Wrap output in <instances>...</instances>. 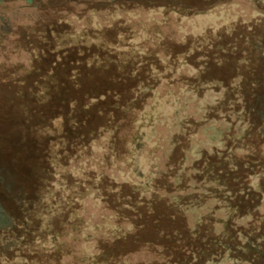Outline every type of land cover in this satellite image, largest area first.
Here are the masks:
<instances>
[{"label":"rangeland","instance_id":"374dc122","mask_svg":"<svg viewBox=\"0 0 264 264\" xmlns=\"http://www.w3.org/2000/svg\"><path fill=\"white\" fill-rule=\"evenodd\" d=\"M52 1L39 7V19L21 2L9 6L18 27L0 54L7 72L27 64L13 47H25L28 38L18 29L32 14V25L60 19L70 26L58 29L97 34L135 75L63 92L78 131L69 135L62 117L52 118L48 148L56 165L44 193L51 212L44 228L52 222L63 246L58 257L42 254L39 263L91 264L98 244L114 258L107 264H228L227 252L264 238V0ZM5 73L0 68V79ZM139 112L147 123L138 128ZM84 135L89 143L81 142ZM73 139L78 144L66 147ZM132 176L149 183L148 204L144 215L120 225L139 222L138 239L114 244L107 237L114 186L134 185ZM27 188L8 191L9 214L23 213L15 201H25ZM123 192L126 198L128 188Z\"/></svg>","mask_w":264,"mask_h":264},{"label":"trees","instance_id":"16d2710c","mask_svg":"<svg viewBox=\"0 0 264 264\" xmlns=\"http://www.w3.org/2000/svg\"><path fill=\"white\" fill-rule=\"evenodd\" d=\"M39 1L43 4H37V0H0V54L2 50L5 52L7 50L4 43L17 35L18 24L16 25V15L13 12L15 8L10 9L9 6L21 2L22 9L30 11L29 9L32 8V13H35L36 17L39 14V7L42 5L49 7L50 2V0ZM35 17L29 14L25 17L28 22L25 28L19 26L18 30L23 31L28 38L25 44H22L25 47H19L17 44L13 47L19 59L24 55L27 64L18 62V65L23 66H18L14 72H7L8 65L0 62V68L6 72L0 79V175L1 173L3 175L0 177V264L6 259L11 261L28 259L39 263L42 254L55 259L63 246V243H58L60 235L54 234V231L49 229L53 226L52 222L46 224L44 228V220L51 216L44 193L47 183L50 184V176L56 165V160L52 158L51 153L49 154L48 141L51 135L49 124L53 117L59 115L63 119L65 132L74 135V132L78 131V128H74L71 124L70 114L74 113L73 106L64 102L63 92L67 88L82 93L84 92L82 89H87V86L93 88L96 85L113 86L119 82L118 75H130L131 72L127 70L129 63L112 58L113 47L105 45L97 34L86 35V29H76L73 31L74 34L63 30L62 27L58 29L61 23L63 27L70 26L60 19L57 22H48L43 18L42 24L32 25V22L36 21ZM37 17L39 19L40 15ZM24 21L19 25H23ZM208 53L207 50L203 55L207 57ZM2 60L8 61V57L6 59L5 54H2ZM211 63L205 62L201 70H207L206 65H213L215 61ZM131 75L134 78L135 71H132ZM93 100L95 98L91 101ZM89 114L90 112L86 111L82 118L87 120L85 124L87 128H90ZM140 115V123L136 126L138 128L142 123H147L141 121L145 119V114L142 112ZM14 128L17 129L15 132ZM100 129H104V126L94 130L99 132ZM90 141L86 135L81 138L82 143ZM75 144H78L77 139L67 143L66 147L69 145L72 148ZM66 151H69V148ZM137 177L142 176L139 174ZM133 183L134 185L117 183L114 186L116 203L113 204L115 209L110 211L114 221L113 227L107 233L111 243L116 244L121 240L123 244H128L138 239L136 232L140 229L134 230V228L139 222L134 220L125 228L120 226L126 225L125 220H128L130 215H144V208L148 204L146 196L149 193L146 189H149V183L145 184L140 179L138 182L131 181V184ZM3 184L4 189H2ZM20 185L28 187V196H25V201L20 198V203L18 199L15 201L23 213L16 212L12 215L8 212L13 211L14 200L8 191L13 186ZM126 187L128 196L125 198L123 189ZM78 197L76 196L77 199ZM103 204L104 201L101 205ZM263 242L264 238L241 242L240 247L227 252L225 259L228 264H264ZM96 247V256L92 258L91 264H107L109 260L114 259L105 254L104 248H100L98 244ZM165 250L160 254L161 256H165ZM226 251L227 249L224 252ZM212 257L222 258L221 255L213 254ZM80 261L83 262L82 259ZM50 262L49 264H54L53 260ZM183 263L187 264L185 260ZM171 264L175 262L172 261Z\"/></svg>","mask_w":264,"mask_h":264}]
</instances>
